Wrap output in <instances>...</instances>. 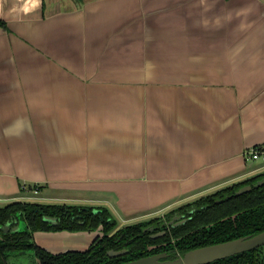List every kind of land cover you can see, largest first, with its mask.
I'll use <instances>...</instances> for the list:
<instances>
[{
  "label": "crops",
  "instance_id": "obj_1",
  "mask_svg": "<svg viewBox=\"0 0 264 264\" xmlns=\"http://www.w3.org/2000/svg\"><path fill=\"white\" fill-rule=\"evenodd\" d=\"M254 146L264 0H0V203L152 214L264 171Z\"/></svg>",
  "mask_w": 264,
  "mask_h": 264
},
{
  "label": "flooded vegetation",
  "instance_id": "obj_2",
  "mask_svg": "<svg viewBox=\"0 0 264 264\" xmlns=\"http://www.w3.org/2000/svg\"><path fill=\"white\" fill-rule=\"evenodd\" d=\"M236 190L233 192V195H240L235 194ZM13 201L34 200L20 199ZM185 203L173 205L162 211L153 212L152 214L127 218L118 217L114 211L104 205H81L84 208L83 212L88 218L83 215L76 220V227L71 226L70 228H55L60 222L59 217L47 214H43L40 217L41 223L36 224L29 218H25L23 210L19 208L11 212L7 218L0 222V240H4L11 248L7 251L4 262L5 264H9L8 258L11 254L30 252L35 259V263L33 264H41V261L34 254L33 250L19 249L23 247L24 243H33L54 255L63 254L68 251L88 252L84 255L64 254L62 257L53 258L50 264H120L151 255H163L159 258L160 260H174L178 257H183L189 250L208 245L204 244L187 249L180 248V242L200 227H193V230L190 229L192 215L195 210L190 206L181 207ZM91 216H96V220H92ZM45 217L55 218V222L45 220ZM204 226L207 227V225ZM38 231L87 232L93 234V237L83 249H66L59 252H52L36 242L34 234ZM231 239L234 238H228L226 240ZM258 248L255 247L238 252L205 264H231V259H229L231 257L237 259L238 264H247L248 260L252 264L254 259L262 257V253L255 251ZM136 255L138 256L136 257Z\"/></svg>",
  "mask_w": 264,
  "mask_h": 264
},
{
  "label": "trees",
  "instance_id": "obj_3",
  "mask_svg": "<svg viewBox=\"0 0 264 264\" xmlns=\"http://www.w3.org/2000/svg\"><path fill=\"white\" fill-rule=\"evenodd\" d=\"M263 176L264 172L258 173L182 205L181 207L190 206L195 210L192 215L190 229L200 227L180 242V248L187 249L194 246L217 243L228 238L254 234L264 230V184L259 187H252L240 195H233V192L237 188L244 184H253ZM23 187L24 185H21L20 189L24 190ZM27 188L37 190L39 186L32 185L27 186ZM19 208L23 210L25 218H29L36 224L41 223L40 217L43 214L59 217L60 222L55 228L76 227L75 224L78 218H81L83 215L88 218L83 212L84 208L81 205L12 201L0 207V222L7 218L11 212ZM91 219L96 220V216H91ZM204 225H207V227ZM10 249L8 243L0 240V264H5L4 258ZM19 249L33 250L34 254L41 261V264H50L53 258L62 257L64 254L84 255L88 253L87 251H68L63 254L54 255L33 243H24L23 247ZM255 251L262 253V257L254 259L252 264H264V246H260ZM229 259H231V264H238L237 259L234 257ZM249 262L248 260L247 264H250Z\"/></svg>",
  "mask_w": 264,
  "mask_h": 264
},
{
  "label": "water",
  "instance_id": "obj_4",
  "mask_svg": "<svg viewBox=\"0 0 264 264\" xmlns=\"http://www.w3.org/2000/svg\"><path fill=\"white\" fill-rule=\"evenodd\" d=\"M262 172H264V171H261L258 173H262ZM258 173H256V174H258ZM256 174H253L249 177H252ZM249 177H246L245 179H247ZM242 180H244V179H242ZM242 180H239V181H242ZM239 181H236V182H239ZM236 182H233V183H236ZM233 183H231V184H233ZM263 183H264V177L260 180H257L253 184H245V185L241 186L238 190H236L235 194H241L243 192L250 190L252 187H258V186L262 185ZM231 184H228L226 186H229ZM226 186H224V187H226ZM216 190H214V191H216ZM214 191H212V192H214ZM212 192H210V193H212ZM195 199H197V198H195ZM195 199H193V200H195ZM190 201H192V200H190ZM7 203H9V202H7ZM7 203H4L3 205H5ZM40 203H47V202H40ZM48 204H63V203H48ZM64 204H68V203H64ZM45 220L55 222V218L45 217ZM263 245H264V230L259 231V232L254 233V234H248V235L240 236V237H237V238H234L231 240H226L223 242H217V243L201 246L198 248H194L192 250L187 251L183 257H178L174 260H160L159 258L162 257L163 255H151V256H144V257H141V258H138L135 260H131L128 262H123L120 264H205V263H209V262L216 260V259L227 257V256H230L232 254L242 252V251H246V250H249V249H252L255 247H260Z\"/></svg>",
  "mask_w": 264,
  "mask_h": 264
},
{
  "label": "rangeland",
  "instance_id": "obj_5",
  "mask_svg": "<svg viewBox=\"0 0 264 264\" xmlns=\"http://www.w3.org/2000/svg\"><path fill=\"white\" fill-rule=\"evenodd\" d=\"M251 162L254 165L264 166V162L261 159L251 160L250 163ZM25 187L27 188L26 185H25ZM31 190L32 189L27 188V190H26L27 193H25V190L20 189V195L27 194V195L23 196V197H27V198H25V200L39 201L36 198V197H38V195L35 194L36 192H32ZM29 197H32V198H29ZM0 206H3V203H0ZM8 262H9V264H33V263H35V259L32 255V253L25 252L23 254H19V253L11 254V256L8 258Z\"/></svg>",
  "mask_w": 264,
  "mask_h": 264
},
{
  "label": "built area",
  "instance_id": "obj_6",
  "mask_svg": "<svg viewBox=\"0 0 264 264\" xmlns=\"http://www.w3.org/2000/svg\"><path fill=\"white\" fill-rule=\"evenodd\" d=\"M246 154L253 160L261 159L264 162V146L251 147L246 150ZM23 188L25 191L27 190L25 186ZM31 191L36 192V189H32Z\"/></svg>",
  "mask_w": 264,
  "mask_h": 264
}]
</instances>
